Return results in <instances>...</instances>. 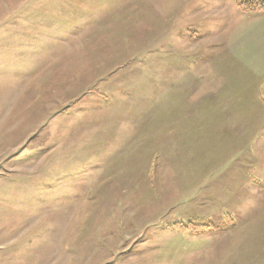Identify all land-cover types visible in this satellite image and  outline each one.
<instances>
[{
	"label": "rangeland",
	"instance_id": "obj_1",
	"mask_svg": "<svg viewBox=\"0 0 264 264\" xmlns=\"http://www.w3.org/2000/svg\"><path fill=\"white\" fill-rule=\"evenodd\" d=\"M264 0H0V264H264Z\"/></svg>",
	"mask_w": 264,
	"mask_h": 264
},
{
	"label": "trees",
	"instance_id": "obj_2",
	"mask_svg": "<svg viewBox=\"0 0 264 264\" xmlns=\"http://www.w3.org/2000/svg\"><path fill=\"white\" fill-rule=\"evenodd\" d=\"M239 7L242 8L243 10H261L264 8H259L258 5H254V6H249L247 7L244 2H239Z\"/></svg>",
	"mask_w": 264,
	"mask_h": 264
}]
</instances>
